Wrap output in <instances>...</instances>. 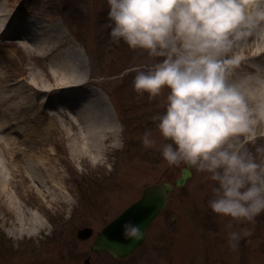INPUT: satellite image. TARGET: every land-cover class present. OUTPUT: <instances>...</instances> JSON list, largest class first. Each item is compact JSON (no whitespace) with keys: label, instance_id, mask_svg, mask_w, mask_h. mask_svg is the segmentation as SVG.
Wrapping results in <instances>:
<instances>
[{"label":"rangeland","instance_id":"rangeland-1","mask_svg":"<svg viewBox=\"0 0 264 264\" xmlns=\"http://www.w3.org/2000/svg\"><path fill=\"white\" fill-rule=\"evenodd\" d=\"M0 3L3 12L11 9L18 18L48 16L81 49L74 54L58 29L53 38L59 43L43 51L33 48L32 40L20 43L0 33L5 80L0 96L13 94L0 108L17 123L3 124L0 131V136L11 134L17 150L0 152V264H264V212L254 222H241L214 211L208 201L216 182L194 166L134 252L113 258L91 251L96 232L138 199L147 184L172 180L186 165L169 164L158 147L143 144L149 129L158 143L166 142L152 116L164 111L168 90L151 98L147 91L135 90L133 81L137 69L147 70L162 57L110 37L107 0ZM263 47L264 40L249 38L236 53L240 62L233 68L234 78L264 70V53L258 54ZM60 50L72 52L65 56L68 61ZM66 83L77 86L65 88ZM48 86L53 89L44 91ZM97 89L109 95L120 133L115 139L109 131L93 151L97 137L91 136L78 103L101 97ZM72 96H78V103ZM241 136L258 158L264 155L257 152L264 148V122L253 139ZM229 223L236 230H252L236 249L229 244ZM84 227L93 232L81 239L77 232Z\"/></svg>","mask_w":264,"mask_h":264},{"label":"clouds","instance_id":"clouds-1","mask_svg":"<svg viewBox=\"0 0 264 264\" xmlns=\"http://www.w3.org/2000/svg\"><path fill=\"white\" fill-rule=\"evenodd\" d=\"M110 37L162 57L137 69L134 88L156 98L167 88L164 111L152 119L146 147H158L169 164L184 162L216 182L210 207L236 221L254 222L264 212V155L241 134L254 138L264 122V70L234 78L236 55L250 37L264 40V0H107ZM257 152L264 153V148ZM233 249L251 229H233ZM125 235L139 239V224Z\"/></svg>","mask_w":264,"mask_h":264},{"label":"bare ground","instance_id":"bare-ground-1","mask_svg":"<svg viewBox=\"0 0 264 264\" xmlns=\"http://www.w3.org/2000/svg\"><path fill=\"white\" fill-rule=\"evenodd\" d=\"M2 9H3V4L1 5L0 3V33L3 34L6 32V36H8L9 38H17L19 42L21 39L22 42H24L23 40H32V45L34 46L33 48H36L37 50L40 51H43L50 45L54 47L55 44L59 43L58 40H55L53 38L54 37L53 31L58 29L57 28L58 24L52 22V20L48 16L36 14V17H31V19L28 17L18 18L17 17L18 15H14V12H12L11 9L9 11L6 10L5 12H3ZM58 30L63 40H66L69 44L73 45V53L76 55H80L81 49L78 46V44H76V41L74 40L75 42H73L67 38V37H71L70 34L67 33L66 35L64 31H62V29L61 30L58 29ZM71 53H68V51L66 53L63 50H60L59 52L60 56H64L63 58L66 59V61L68 60L65 56L66 55L71 56ZM262 53H264V47L260 49V51H258V54H262ZM1 81H3L2 83H5L4 75L0 72V85H1ZM26 86L31 88L30 83H28V85ZM65 86L69 88V86L76 87L77 85L66 83L64 84V87ZM64 87L62 85V87L59 88L62 89ZM52 89H53L52 86H48L46 87V89L43 90L49 91ZM55 92L57 93L58 91ZM95 94H98L101 97H104L105 99L103 100L101 97H98L97 99H90L89 101H84V102L80 101L78 103L76 102L78 96L71 97L73 101L78 103L79 112L84 116V121L89 128L91 136H93V138L97 137V139L96 138L94 139V143L96 145L92 144L91 145L92 147L90 146V148H92L93 151L97 150V148L99 149L101 145L104 143V141L108 139L106 134L109 131H111L115 139L118 138L120 133V128L118 126V123L115 122L116 114L110 104L109 98L107 97L106 93L101 89H97V91H95ZM3 95L5 94H1L0 96V104L6 103L7 100L10 98V96L13 94L8 96H3ZM55 96L58 99V96L54 95V97ZM108 104H110V107L108 106ZM14 119H15L14 116L11 113L7 112L5 108L3 107L0 108V131L4 129L3 124H6L8 127H12V126L17 127V123L13 121ZM8 134H5L4 136H0L1 154L3 153L7 154L10 152L17 151L15 148L16 145H13L14 142L13 138ZM6 137H8V140L5 142ZM11 155L14 154L11 153ZM35 163L39 165L38 162L35 161ZM38 225L43 226V221L39 220Z\"/></svg>","mask_w":264,"mask_h":264},{"label":"water","instance_id":"water-1","mask_svg":"<svg viewBox=\"0 0 264 264\" xmlns=\"http://www.w3.org/2000/svg\"><path fill=\"white\" fill-rule=\"evenodd\" d=\"M190 167L191 165L187 164L181 170L180 176L172 182L166 180L145 186L137 200L97 232L90 249L95 252L103 250L113 258L125 257L133 252L145 240L149 224L163 210L171 192L175 187L183 186L186 179L191 176ZM128 221L140 225L144 233L141 238L136 239L125 235L124 225ZM91 234L92 228L90 227H84L77 232V235L81 238H87ZM84 261L87 263L89 258L86 257Z\"/></svg>","mask_w":264,"mask_h":264}]
</instances>
